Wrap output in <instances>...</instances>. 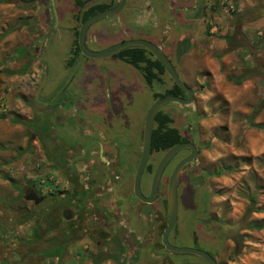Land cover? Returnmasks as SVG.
<instances>
[{"label":"rangeland","instance_id":"1","mask_svg":"<svg viewBox=\"0 0 264 264\" xmlns=\"http://www.w3.org/2000/svg\"><path fill=\"white\" fill-rule=\"evenodd\" d=\"M48 1L51 3L0 0V264H53L43 256L50 248L62 252L58 260H53L56 264H94L95 259H100L99 250L105 247L83 232L64 239L61 207L47 202L34 205L23 197L28 186L44 194L40 185H33L23 172L35 164H39L37 171L44 179L52 176L56 181V176L57 181L62 180L45 160L38 134L30 132V127L43 118L42 103L57 100L59 106L73 107L86 95L74 82L87 72L120 74V79L128 80L123 82L125 85L118 84V78L107 82V90L117 85L120 94L119 115L110 124L121 156H127L120 174L124 179L122 188L128 191L141 152L145 115L154 101L152 94L162 93L173 83L165 73L161 82H154L149 88L135 68L111 55L88 62L90 59L81 54L72 67H66L73 31L79 26L75 16L85 7L80 8L74 0H53L55 19ZM83 1L87 5L106 3ZM137 1L141 7L151 2L157 12L151 13L142 25H135L139 21L135 14L127 13V5L116 14L92 22L86 30L85 44L90 50H100L128 38H145L155 43L148 36L155 26L160 33L158 44L163 46L180 79L194 90L190 104L166 103L160 107L172 118L171 125L182 136L192 137L199 148L198 165L196 170L192 168L198 178L186 170L189 181L185 175L178 185L182 206L179 239L187 244L195 228L213 237L219 233L217 240L206 235V247L212 249L221 264H264V0H198L197 7L185 11L179 21L161 14L155 0ZM178 22L183 26L179 27ZM189 23L191 27H187ZM206 24L211 27L208 32ZM165 25L170 28L169 38L164 34ZM179 32L187 33L194 46L182 56L174 46ZM23 67H27L23 74L7 72ZM43 75L46 83L36 100ZM241 75L245 79L239 84L230 80ZM261 103L252 122L263 129L250 126L247 121ZM12 115L29 125L12 122ZM20 167L23 170L17 171ZM219 170L221 173L215 174ZM150 179L146 173L141 175L143 189ZM199 179L203 182L196 187ZM248 196L254 197L260 211H249ZM201 223L206 224L204 229ZM255 223L261 228L254 227ZM170 258L182 263L197 256L178 252ZM100 264L116 263L107 259Z\"/></svg>","mask_w":264,"mask_h":264},{"label":"flooded vegetation","instance_id":"2","mask_svg":"<svg viewBox=\"0 0 264 264\" xmlns=\"http://www.w3.org/2000/svg\"><path fill=\"white\" fill-rule=\"evenodd\" d=\"M176 1L178 0H155L161 8V14H167L172 20V14L178 15L183 9L186 10L179 4L175 5ZM117 2L118 0H106L105 4L112 7ZM182 2H192L193 5L191 6L194 9L197 7L198 0H182ZM48 3L53 15L52 5L49 1ZM127 5L129 6L127 13L135 14L138 21L143 18L141 12L148 8V13L155 14L157 12L151 2H146L143 4V8H140L137 0H126L124 8ZM135 25L142 24L135 23ZM151 28L153 32H156L157 27ZM167 28L168 26L165 25L164 30ZM42 107L41 117L43 118L40 122L41 133L38 135V139L42 151L45 153V160H49L50 166L61 175L62 180L57 181V177L54 176L56 181L52 180V182L40 186L44 190L43 195L34 186H28L24 195L29 193V190H33L41 198L40 203L47 202L50 206L58 205L61 207L63 225H65L62 231L64 239L83 232L89 239L95 238L98 243L103 242L105 247L99 250L101 257H106L104 260L113 259L116 264L122 261L123 264L126 262L128 264H207L199 256L186 252L183 253L197 256V258H186L182 263L174 262L170 256L178 252L168 250L162 242V233L169 218L168 178L177 162L190 154L189 147L176 151L166 161L152 200L145 202L134 195L133 181L128 191L122 188L124 179L120 173L123 163L125 164L127 161V156L126 154L121 156V150L116 145V132L112 130L113 127L111 126L113 122L107 121L106 116L100 112V104L97 99L86 94L83 100L70 108L63 107V105L59 106L57 100L50 104L44 102ZM44 110L45 113H43ZM55 125L59 130L54 127ZM183 137L182 142L192 143L196 152L194 161L184 165L179 172L177 215L166 239L169 244L174 246H187L204 250L210 254L216 263L221 264L217 261L212 249L206 247V235L210 236L208 232H204V230L201 232L195 228L191 232L187 244L182 243L179 239L182 237V230L179 227L182 206L178 198V185H180L183 177L187 176L186 170L190 169L192 177L198 178L195 167L198 165L199 155L198 143L190 136ZM164 152L151 153L150 151L142 174L146 173L152 179L153 171ZM149 163L152 164L150 172L146 170ZM192 168L195 170L192 171ZM58 173H56L57 176ZM187 177L189 181L190 175ZM151 179L146 189L141 187V180L139 181L140 193L145 198L149 196ZM202 182L199 179L198 183L195 182L194 185L196 187L201 186ZM33 185L39 186L35 182ZM201 225L203 229L206 227L205 223H201ZM218 234H215V237L210 236V239L217 240ZM218 241L221 242V240ZM87 247L88 245L85 244L84 249ZM82 252L79 254L80 258L83 257V255L81 256ZM117 253H119V261L115 260L118 257L116 256Z\"/></svg>","mask_w":264,"mask_h":264},{"label":"water","instance_id":"3","mask_svg":"<svg viewBox=\"0 0 264 264\" xmlns=\"http://www.w3.org/2000/svg\"><path fill=\"white\" fill-rule=\"evenodd\" d=\"M50 1L52 5V12L54 14L55 19H57V13L54 7L53 0H50ZM125 1L126 0H118L117 4H115L114 6L97 11L96 13H94L93 15L87 17L84 21H82L80 23V26L78 28V33H77L78 48L81 54L84 55L85 57L96 59V58L104 57L107 55H111L124 48L134 47V46L142 47L153 55V57L161 64L165 73L172 80V82L176 84L184 92V96L172 95V94L163 95L155 99L153 103L151 104V106L149 107V109L147 110L145 119H144V124H143L142 146H141L140 157H139L138 164H137L136 171H135L134 178H133V191H134V195L138 197L139 199L145 202H150L155 194L158 180H159L161 171L166 161L176 151L184 147H189L191 150L190 154L186 156L185 158H183L182 160H180L179 162H177V164L173 167L169 175V178H168L167 200H168V206H169V218H168L167 225L164 228V231L162 233V242L164 243V245L166 246L168 250H171L174 252L192 253L202 258L207 264H218L210 256V254H208L204 250L194 248V247H187V246H174V245L169 244L166 239L167 233L170 230V228L173 226L175 219H176V215H177V179H178L179 172L184 167V165H186L187 163L193 162L195 158L196 149L192 143L190 142L178 143L164 152L163 157L160 159V161L158 162L157 166L155 167L153 171L148 197L145 198L140 193V189H139L140 177H141L143 168L146 164L147 158L151 150L152 131L154 128V119H155L156 112L159 110V108L162 105L166 103H178L181 105L190 104L193 101L194 90L180 79L172 62L165 54L162 47L148 39H144V38L125 39L120 42L111 44L108 47L100 49V50H90L87 48L85 44V34H86V30L89 27V25L97 19L118 13L124 8ZM45 81H46V76L44 75L41 78V81L37 87V91L35 94L36 100H38V95L40 93L41 88L44 86ZM29 191H30L29 193L24 195V199L33 201L35 205L39 204L41 201V198L38 196V194L33 190H29ZM126 264L128 263L126 262Z\"/></svg>","mask_w":264,"mask_h":264},{"label":"trees","instance_id":"4","mask_svg":"<svg viewBox=\"0 0 264 264\" xmlns=\"http://www.w3.org/2000/svg\"><path fill=\"white\" fill-rule=\"evenodd\" d=\"M74 3L79 6L80 8L85 7L81 10L80 15H76L75 18L79 21V25L82 21H84L87 17L93 15L97 11L106 9L109 7L107 4H102V3H95V4H90L86 6V3L81 0H74ZM78 28H74L73 31V41L72 45L70 48L69 52V57L66 62L67 66H72L76 57L78 55H81V52L78 48L77 45V33H78ZM210 26H206V32H208ZM5 33L2 32L1 36H4ZM189 41L187 39H183L180 42L179 47V56H182L184 53L188 51L189 48ZM185 45V46H184ZM112 58L119 59L124 61L125 63L131 65L133 68H135L139 74L141 75L142 79L146 83V85L149 88H152V85L154 82H161V76L165 74V71L161 64L153 57L151 53H149L146 49L138 46L134 47H128L121 49L113 54H111ZM27 70V67H23V69H17V70H7V72L11 74H23ZM245 79V75L241 76H234L230 77V80H232L234 83H241ZM167 94H172V95H179V96H184V92L174 83L172 85L165 89L162 93L159 92H153V100ZM34 101V97H33ZM261 103L258 107L254 108L253 111L251 112L250 116H248V124L250 126H254L259 129H263L262 125H258L252 122V120L257 116L258 112L260 111L262 107ZM11 121L16 123L19 122L24 125H29L27 121L22 120L20 117L16 115H12ZM38 121V120H34ZM172 118L167 115L166 113L162 112L161 109H159L156 114H155V119H154V128L152 131V139H151V153L153 152H159V151H166L172 146L181 143L184 140V137L181 135L179 130L171 125L172 123ZM30 127V126H29ZM40 134L41 133V126L40 123L38 122L36 125L30 127V132L32 135V132ZM152 169V164H147L146 170L151 171ZM221 173V170L217 171L215 174L219 175ZM249 202H250V207L249 211L251 212H258L261 209H258L255 207V200L253 196H248ZM261 224L255 223L254 227L261 228ZM69 238V237H68ZM66 238V239H68ZM63 241H60V244H62ZM57 246L59 243L56 244ZM44 258L49 259V262L56 264V261H53L54 259L58 260L62 256V252L59 250H52L51 248L48 249L47 251L43 252ZM118 256L115 260L119 261V253L116 254ZM106 257H101L100 259H95L94 264H100ZM109 258V256H107ZM120 264H123V261L120 262Z\"/></svg>","mask_w":264,"mask_h":264},{"label":"crops","instance_id":"5","mask_svg":"<svg viewBox=\"0 0 264 264\" xmlns=\"http://www.w3.org/2000/svg\"><path fill=\"white\" fill-rule=\"evenodd\" d=\"M177 2V1H176ZM178 2H181V5L182 7H185L186 10H182L178 15H176L174 13V15L172 14L171 16H173V20L176 19L177 21L180 20V16L181 15H184V13H186L185 11L189 10V9H192V6L193 3L192 2H189V3H185V2H182V0H178ZM208 6V3H205V6ZM191 6V7H189ZM207 6L206 8L204 9L205 11L207 10ZM140 8H143L140 7ZM149 9V8H148ZM148 9H146L145 11H142V19L139 21V24L142 23L143 20H146L148 19V17L150 18L151 16H149L151 13H148ZM199 11V9L197 10ZM205 17V15H204ZM179 23V27L183 26V24H181L180 22ZM208 24H206L207 26ZM191 27V24L189 23L187 27ZM206 26H205V30H206ZM209 26V25H208ZM169 29L170 28H167L165 29V36L166 38H169ZM211 29V27L209 28V30ZM208 30V31H209ZM184 31V30H182ZM93 32V31H92ZM150 36V38L153 40H155L156 43H158V40L160 38V33L158 31L156 32H153V34H150L148 35ZM183 39H188L189 42L191 43V48L186 52L184 53L183 55H186L189 53V51L191 50H194V46L192 44V39H190L187 35V33L185 34L184 32H179V39H178V42H176V44L174 45L175 47L177 46V50H179V47L178 45H180V42L183 40ZM116 40H113V42H115ZM161 45V44H160ZM162 49H163V46L161 45ZM36 50H37V47H36ZM79 56V55H78ZM78 56L76 57L74 63L76 62ZM69 57V55H68ZM90 60L88 62H93L91 60V58H89ZM68 60V58H67ZM86 62V63H88ZM174 66V65H173ZM175 68V67H174ZM176 70V69H175ZM119 75L120 74H110L109 75V72L108 74L107 73H104V72H97V73H94V74H88V72L86 74H84L83 78L82 79H78L77 82H74L75 85H77V89H80L81 91H83L85 94L87 95H90L91 98L94 97L95 99L98 100L99 104H100V112L103 113L105 116H106V120L108 121H112V120H116L118 115H119V108H120V103H119V97H120V94L118 93L116 87L117 85L115 86H110L108 87V90H107V82H109L110 80H114V79H117L118 78V81L117 83L119 84H123L125 85L124 83H126L127 81H124L122 79L119 78ZM46 82V81H45ZM124 82V83H123ZM187 83V82H185ZM45 85V83H44ZM41 104V103H40ZM121 111V110H120ZM39 135V134H38ZM40 161H42V159H39Z\"/></svg>","mask_w":264,"mask_h":264},{"label":"built area","instance_id":"6","mask_svg":"<svg viewBox=\"0 0 264 264\" xmlns=\"http://www.w3.org/2000/svg\"><path fill=\"white\" fill-rule=\"evenodd\" d=\"M39 168V164H35V167H32L30 169L27 170H23V167L17 168L16 170H23V172L25 173V177L32 182L37 183L38 185H45L46 182H52L53 178L52 176L49 177V179L46 181V179H44L41 174L39 173V170L37 171V173H34L33 170H37Z\"/></svg>","mask_w":264,"mask_h":264},{"label":"clouds","instance_id":"7","mask_svg":"<svg viewBox=\"0 0 264 264\" xmlns=\"http://www.w3.org/2000/svg\"><path fill=\"white\" fill-rule=\"evenodd\" d=\"M80 26V25H79ZM84 56V55H83ZM67 62V61H66ZM37 171V170H36ZM35 173V172H34ZM37 173V172H36ZM53 178V177H52ZM48 179H46L47 181ZM32 182V181H31ZM49 182H46L45 184H48ZM40 186H43V185H40Z\"/></svg>","mask_w":264,"mask_h":264}]
</instances>
